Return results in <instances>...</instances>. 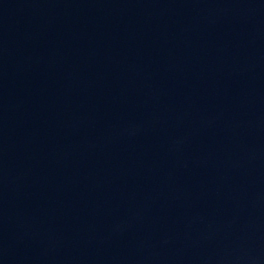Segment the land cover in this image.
Returning <instances> with one entry per match:
<instances>
[{
    "label": "water",
    "instance_id": "95a60500",
    "mask_svg": "<svg viewBox=\"0 0 264 264\" xmlns=\"http://www.w3.org/2000/svg\"><path fill=\"white\" fill-rule=\"evenodd\" d=\"M0 264H264V0H0Z\"/></svg>",
    "mask_w": 264,
    "mask_h": 264
}]
</instances>
